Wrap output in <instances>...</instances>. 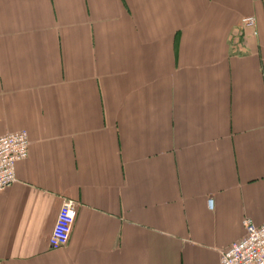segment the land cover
I'll use <instances>...</instances> for the list:
<instances>
[{"label":"crops","instance_id":"obj_1","mask_svg":"<svg viewBox=\"0 0 264 264\" xmlns=\"http://www.w3.org/2000/svg\"><path fill=\"white\" fill-rule=\"evenodd\" d=\"M19 131L0 264H221L264 224V0H0V137Z\"/></svg>","mask_w":264,"mask_h":264},{"label":"built area","instance_id":"obj_2","mask_svg":"<svg viewBox=\"0 0 264 264\" xmlns=\"http://www.w3.org/2000/svg\"><path fill=\"white\" fill-rule=\"evenodd\" d=\"M255 18L242 20L245 28L256 27ZM26 131H19L0 137V194L11 187L16 179V166L29 156L30 140ZM213 211L214 201L209 200ZM78 203L63 200L56 224L49 238L52 250L64 248L70 241L76 220ZM245 236L221 254V264H264V224L256 226L251 220L243 223Z\"/></svg>","mask_w":264,"mask_h":264}]
</instances>
